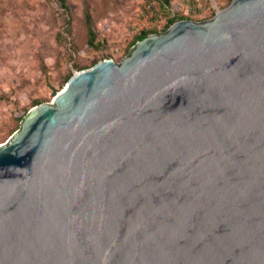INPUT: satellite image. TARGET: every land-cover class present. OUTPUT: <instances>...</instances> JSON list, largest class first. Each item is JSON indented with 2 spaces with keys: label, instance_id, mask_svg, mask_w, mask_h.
Wrapping results in <instances>:
<instances>
[{
  "label": "water",
  "instance_id": "1",
  "mask_svg": "<svg viewBox=\"0 0 264 264\" xmlns=\"http://www.w3.org/2000/svg\"><path fill=\"white\" fill-rule=\"evenodd\" d=\"M0 264H264V0L31 107L0 143Z\"/></svg>",
  "mask_w": 264,
  "mask_h": 264
},
{
  "label": "rangeland",
  "instance_id": "2",
  "mask_svg": "<svg viewBox=\"0 0 264 264\" xmlns=\"http://www.w3.org/2000/svg\"><path fill=\"white\" fill-rule=\"evenodd\" d=\"M229 1L201 0L202 12L185 18L175 7L177 0H168L167 10L156 0H66V12L56 0H0V143L16 131L19 115L34 106L33 100H51L52 90L63 86L65 72L76 71L73 63L117 62L140 30L159 33L170 11L202 21ZM85 8L96 38L103 40L98 49L85 43Z\"/></svg>",
  "mask_w": 264,
  "mask_h": 264
},
{
  "label": "trees",
  "instance_id": "3",
  "mask_svg": "<svg viewBox=\"0 0 264 264\" xmlns=\"http://www.w3.org/2000/svg\"><path fill=\"white\" fill-rule=\"evenodd\" d=\"M156 1L158 2L160 9H165V10L169 9L168 8L169 7L168 0H156ZM56 3L58 5V7L60 9H62V11L66 12V10H67L66 0H56ZM83 18H84V24H85V28H86V42L85 43H86L87 47L90 49H98V48L102 47L103 46V40L102 39L98 40L96 38V34H95L94 29H93V26H92V23H91V20H90V17H89V14H88V11L86 8L84 9ZM179 19H185V18L177 16L176 13L174 12L173 17H169V18L165 19V21H164V23L160 29V32L164 31L172 22L179 20ZM152 33H156V32L153 29L140 30L137 34L134 35L132 43L130 46H132L136 41L142 39L146 35L152 34ZM96 62H97V60L92 59L89 62L88 66H83V65H79L77 63H73L72 67L74 70L77 71V70H81L84 68H88ZM71 74H72L71 70H67L62 77V82L64 83L69 78V76ZM54 92H55V90H52V95L54 94ZM38 103H41V101L38 99L32 101L33 105H36ZM21 118H22V114L19 115L18 119H21Z\"/></svg>",
  "mask_w": 264,
  "mask_h": 264
},
{
  "label": "built area",
  "instance_id": "4",
  "mask_svg": "<svg viewBox=\"0 0 264 264\" xmlns=\"http://www.w3.org/2000/svg\"><path fill=\"white\" fill-rule=\"evenodd\" d=\"M175 7L185 18L197 16L204 9V6L201 5V0H177ZM169 13L170 17L174 16V12L170 11Z\"/></svg>",
  "mask_w": 264,
  "mask_h": 264
}]
</instances>
